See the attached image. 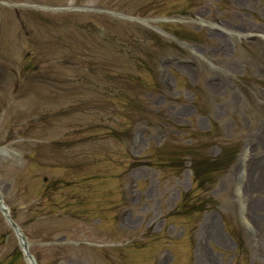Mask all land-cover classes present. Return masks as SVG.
<instances>
[{"label":"rangeland","instance_id":"1","mask_svg":"<svg viewBox=\"0 0 264 264\" xmlns=\"http://www.w3.org/2000/svg\"><path fill=\"white\" fill-rule=\"evenodd\" d=\"M180 146L235 153L201 192ZM0 193L37 264H264V0H0Z\"/></svg>","mask_w":264,"mask_h":264},{"label":"trees","instance_id":"2","mask_svg":"<svg viewBox=\"0 0 264 264\" xmlns=\"http://www.w3.org/2000/svg\"><path fill=\"white\" fill-rule=\"evenodd\" d=\"M152 35V33L147 32V38ZM149 39H154L156 43L160 42L156 38L149 37ZM234 153L232 148L225 147L221 149V153L217 157L203 154L198 156V154L193 153L188 146H180L175 149H165L159 151V153L157 152L156 158L158 159L154 161L162 168L167 167L176 174L182 172L188 162L197 188L203 192L207 188V190L213 188L216 175H222L229 169ZM149 163L152 164L150 160ZM202 199V197H199L195 200V203H193L192 200H194V197L192 198L189 196V193H185L181 199L179 211L191 210L190 207H192L193 210H200L203 207L205 210L211 203V200L208 199L207 201H203Z\"/></svg>","mask_w":264,"mask_h":264},{"label":"bare ground","instance_id":"3","mask_svg":"<svg viewBox=\"0 0 264 264\" xmlns=\"http://www.w3.org/2000/svg\"><path fill=\"white\" fill-rule=\"evenodd\" d=\"M261 164V163H260ZM0 198L1 200H3V197L0 193ZM3 202V201H2ZM3 207L6 208V211L8 212V214H10V210L9 208L6 206V204H2ZM207 230L205 232V234L202 235V239L206 238V239H210V240H215L217 241L219 244H225L226 243V239L220 234L218 227L216 226V224L214 223H210L207 222L206 224ZM20 241V245L21 247H23V241L21 239H19ZM202 243V241H201ZM201 245V244H200ZM27 259V258H26ZM198 259L200 260L201 264H211V261L209 260V258L206 256V253H203L202 249L200 251V254L198 256ZM28 260V259H27ZM28 263L30 264L31 261L28 260Z\"/></svg>","mask_w":264,"mask_h":264},{"label":"water","instance_id":"4","mask_svg":"<svg viewBox=\"0 0 264 264\" xmlns=\"http://www.w3.org/2000/svg\"><path fill=\"white\" fill-rule=\"evenodd\" d=\"M0 208L2 210V212L5 214L6 218L9 220L12 228L15 230V232L18 234L19 239H21L23 241V248H24V254L25 256L31 261V264H36L35 259L33 258V256L28 252V246L25 243V237L22 234L21 230L19 229V227L15 224V222L9 217L6 209L3 207L2 202L0 200Z\"/></svg>","mask_w":264,"mask_h":264}]
</instances>
